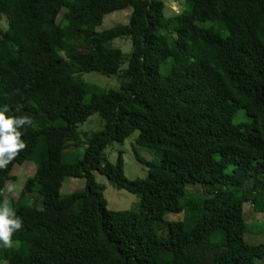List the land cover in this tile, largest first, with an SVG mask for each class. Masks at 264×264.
Listing matches in <instances>:
<instances>
[{"label": "trees", "instance_id": "trees-1", "mask_svg": "<svg viewBox=\"0 0 264 264\" xmlns=\"http://www.w3.org/2000/svg\"><path fill=\"white\" fill-rule=\"evenodd\" d=\"M185 1L186 13L168 17L163 0H0V108L33 121L21 129L27 149L0 170V189L16 180L15 167L35 166L10 199L24 221L13 237L20 246L0 247V264L264 258L261 244L248 242L264 234V220L249 225L244 212L250 202L264 214V0ZM125 9L126 24L98 30ZM122 38L129 56L113 46ZM90 72L120 85L78 78ZM95 114L102 130L81 133ZM136 131V145L160 160L134 147L148 176L128 179L121 152L113 164L105 151ZM83 145L81 157L66 160ZM95 173L140 194L145 208L109 210ZM70 178L85 186L63 195Z\"/></svg>", "mask_w": 264, "mask_h": 264}, {"label": "rangeland", "instance_id": "rangeland-1", "mask_svg": "<svg viewBox=\"0 0 264 264\" xmlns=\"http://www.w3.org/2000/svg\"><path fill=\"white\" fill-rule=\"evenodd\" d=\"M166 6L165 14L166 16H175L179 14L186 13L188 6L185 0H163ZM130 9H125L119 12L109 14L105 17L103 26L98 30L102 31L107 28H111L118 24H126L130 18ZM113 46L120 48L125 56H129L132 51L131 41L127 38L117 39L113 42ZM78 78L93 84L97 87L106 89H117L120 85V78L118 76H106L98 72H90L79 74ZM242 118V117H241ZM242 120V119H241ZM247 120V119H244ZM104 122L100 119L99 115L95 114L88 119L87 122L79 126L81 133H86L87 135L102 130ZM139 135V131L133 133L129 138H127L123 143H114L111 147L107 148L105 151L108 160L116 164L119 153L121 152L123 162H124V173L128 179L146 178L148 176V168L140 162L134 152V147L136 148L139 156L143 159L158 162L160 160V154L154 149L143 148L136 145V138ZM66 152V160L74 161L82 156L84 152V145L78 148H71L69 152ZM156 151V152H154ZM35 172V166L32 163H26L22 166L15 167L13 175L15 181H11L8 184L15 185V192L9 194L5 191V195L9 199L16 197L20 194L26 179ZM96 180L99 184L104 186V196L107 200V206L109 210L112 211H140L144 209L142 205V198L140 194H133L123 189H116L109 180L98 173H95ZM7 184V185H8ZM85 186L84 178H70L67 179L63 184L62 194L68 195L76 190L82 189ZM147 211L148 210H143ZM244 212L246 216L247 223L253 225L255 221L262 222L264 220V214L260 211H254L252 204L247 202L244 204ZM179 215L169 214L167 218L170 220H175ZM182 218V217H181ZM249 243L255 246H262L257 251L258 254L262 253L264 255V234L260 236H249ZM262 255V256H263ZM256 264H264V258L257 260Z\"/></svg>", "mask_w": 264, "mask_h": 264}, {"label": "clouds", "instance_id": "clouds-1", "mask_svg": "<svg viewBox=\"0 0 264 264\" xmlns=\"http://www.w3.org/2000/svg\"><path fill=\"white\" fill-rule=\"evenodd\" d=\"M23 105H18L16 111H20ZM9 107L4 105L0 108V170L7 169L19 155L27 149L28 144L23 139L21 131L25 126H31L32 118L25 114L23 116L8 115ZM15 185L8 184L5 189H0V196H4L0 202V247L13 249L20 246L19 240H14L15 233L23 228V218L11 207L10 199L5 195L14 193ZM7 264V262H5Z\"/></svg>", "mask_w": 264, "mask_h": 264}]
</instances>
